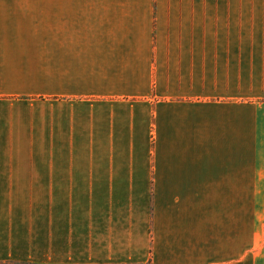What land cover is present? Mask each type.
Returning <instances> with one entry per match:
<instances>
[{"label":"crops","instance_id":"crops-1","mask_svg":"<svg viewBox=\"0 0 264 264\" xmlns=\"http://www.w3.org/2000/svg\"><path fill=\"white\" fill-rule=\"evenodd\" d=\"M5 262L264 264V6L0 0Z\"/></svg>","mask_w":264,"mask_h":264},{"label":"rangeland","instance_id":"rangeland-1","mask_svg":"<svg viewBox=\"0 0 264 264\" xmlns=\"http://www.w3.org/2000/svg\"><path fill=\"white\" fill-rule=\"evenodd\" d=\"M31 1V0H30ZM32 3H39L40 5H46L47 0H32ZM215 5H246V6H264V0H214ZM46 8V7H45ZM253 9H248V11ZM44 9L40 7V16L45 13Z\"/></svg>","mask_w":264,"mask_h":264},{"label":"trees","instance_id":"trees-1","mask_svg":"<svg viewBox=\"0 0 264 264\" xmlns=\"http://www.w3.org/2000/svg\"><path fill=\"white\" fill-rule=\"evenodd\" d=\"M0 264H53V263H18V262H5ZM151 264V262H150Z\"/></svg>","mask_w":264,"mask_h":264}]
</instances>
